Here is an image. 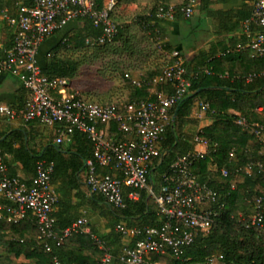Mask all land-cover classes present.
I'll list each match as a JSON object with an SVG mask.
<instances>
[{
	"label": "trees",
	"instance_id": "trees-1",
	"mask_svg": "<svg viewBox=\"0 0 264 264\" xmlns=\"http://www.w3.org/2000/svg\"><path fill=\"white\" fill-rule=\"evenodd\" d=\"M23 1L24 4L31 5V0H0V11L7 7L9 13L6 15L18 18L19 7ZM227 2L228 0H202L197 21L201 24V15L211 18L219 34L239 30L251 16L253 7L245 3L233 10L214 8L218 4ZM181 3L182 1L179 4ZM161 5L170 4H157L150 13L142 15L137 22L143 31L150 34L151 37L148 39L157 42L158 39H162L161 36L165 39L169 38L161 49L155 48L153 51L158 62L148 69L144 80L148 82L160 75L167 67V56L178 50L184 57V65L188 71V78L192 80V87L189 95L171 110L173 118L161 144L162 154L151 167V183L158 192L163 175L170 171L171 165L179 157L194 148L195 137L201 135L210 142V154L205 159L194 163L192 170L200 182H208L212 188L219 191V202L223 205V209L210 231L200 233L195 243L185 250L180 259L172 255H154L153 260L166 264H207L208 257L214 256L216 264H264V229L247 228L243 222V218H248L256 212L257 198L264 191V170L256 167L250 174L243 173L239 177H236L234 172L236 165L264 163V141L236 123L237 119L245 118L250 124L264 125V58L254 56L249 48L237 54H226L218 58L216 55L219 52H225L226 49L220 51L216 44H211L208 50L199 49L187 58L183 47L187 38L178 37L184 28L193 25L192 18L186 19L182 15H177L174 21L159 19L156 12ZM77 21H84V23L80 28L67 33L48 53L44 54V59H40L38 53V62L44 73L51 79L73 80L77 75L78 62L64 63L60 57L62 51L81 52L98 47H116L121 44L119 41L125 31L124 26L117 21L118 35L112 42L105 44L97 42L87 44L88 38H96L100 35L101 29L96 28L90 19ZM171 27H175L177 32H170ZM194 27L191 30H196L199 26ZM252 30L255 32L261 29L253 27ZM12 37L14 39V35ZM244 38L241 42L248 44L250 39ZM173 40L176 42L173 43ZM238 41L235 40L232 44ZM12 46L13 43L6 49ZM206 68L211 70L210 74L204 71ZM9 77L11 76H0V82ZM249 78L251 80H248ZM126 81L133 87L127 102L152 98L153 91L148 86L135 87L130 79L126 78ZM22 88L28 93L23 85ZM162 89L171 91L168 86L156 87L158 91ZM2 102L21 110L25 107L27 99L18 98L16 95L0 94V103ZM199 103L210 106L207 116L211 117L212 123L203 129H199V122L193 117ZM259 108L261 110H258ZM28 137H30L29 132L23 129L2 130L0 131V148L5 154L12 156L11 162L6 158L9 175L13 177L18 175L15 166L20 163L26 175L23 179L28 185L36 175V166L40 160L54 164L52 183L58 194L57 210L54 212L57 220L56 235H61L62 231L78 220L85 211L92 232L113 246V253L117 258L127 244V239L117 230L119 225L142 231L148 227L162 225L154 198L150 197L147 191H142L140 198L135 201L128 197L135 190L124 187L125 207L122 208L108 204L104 196L91 193L88 187V193L84 191L87 185L82 175L86 172L87 160L93 157V144L85 134L75 132L72 134L71 141L62 145H57L52 136L48 145L40 151L29 145ZM231 153L234 154V158H231ZM223 168L229 169L232 174L224 177ZM98 171L105 175L118 174L122 177L118 171L110 167H99ZM233 185H235L234 189H232ZM75 191L76 194H74ZM75 199H78L77 202ZM1 202L10 204L5 199ZM100 223H102L101 227ZM102 229L107 232L101 233ZM39 234L32 215L22 223L1 219L0 264H55V259L62 264H100L101 252L89 235H74L65 239L60 245L57 240L49 239L47 243L51 245L52 251L46 252L43 244L38 245ZM143 238L144 234L136 239L133 238L128 245L133 247L136 240ZM20 258L25 261L17 262L16 259Z\"/></svg>",
	"mask_w": 264,
	"mask_h": 264
},
{
	"label": "built area",
	"instance_id": "built-area-1",
	"mask_svg": "<svg viewBox=\"0 0 264 264\" xmlns=\"http://www.w3.org/2000/svg\"><path fill=\"white\" fill-rule=\"evenodd\" d=\"M201 5L202 0L161 5L156 16L169 21H174L177 15L189 19ZM118 8L119 0H31V5L21 2L18 18L5 15L15 33L13 46L0 50V76L17 79L27 90L28 99L21 110L0 104V115L8 122L39 123L52 132L57 145L71 141L75 132L85 134L93 144V157L87 160L85 172L89 191L101 194L108 204L117 208L125 207L124 187L135 190L128 196L135 201L142 191H147L154 198L162 225L144 231L119 225L117 230L127 239V244L117 258L113 246L92 232L86 215L56 235L54 212L58 194L52 183L54 164L40 160L36 175L28 185L20 175H9L7 155L1 148L0 196L10 204L0 203V219L22 223L32 215L40 232L38 245L43 244L46 252L52 251L47 243L49 239L57 240L60 245L74 235L86 234L101 252L100 264H166L153 260V256L172 255L180 259L200 233L210 231L223 209L219 191L208 182H200L192 170L194 163L210 154V142L201 135L195 137L194 148L179 157L163 175L158 192L151 183V167L162 154L161 144L173 118L171 110L189 95L192 87L184 57L178 50L171 52L170 64L148 82L126 74L135 87L148 86L153 91L151 99L107 104L86 99L73 88V80L69 78L51 79L38 62L43 42L73 21L90 19L101 29L99 36L88 38L87 44L112 42L119 33V24L114 19ZM253 27L261 30L253 32ZM243 29L250 41L238 49L249 48L254 56L264 58V0H254L251 16ZM204 71L210 74L209 70ZM159 86H168L171 91H158ZM200 107L206 113L210 108L209 104H200ZM236 123L264 141V125L250 124L245 118L237 119ZM112 127L117 129L120 138L110 134ZM99 167H110L122 177L102 174ZM256 167L264 170V163L236 165L235 176L250 174ZM231 174L229 169H222L224 177ZM243 222L247 228L264 229V191L257 198L255 214L243 218ZM142 234L144 238L136 240L133 247L128 245L131 239ZM54 262L62 264L57 259ZM207 264H216V258L209 256Z\"/></svg>",
	"mask_w": 264,
	"mask_h": 264
},
{
	"label": "rangeland",
	"instance_id": "rangeland-1",
	"mask_svg": "<svg viewBox=\"0 0 264 264\" xmlns=\"http://www.w3.org/2000/svg\"><path fill=\"white\" fill-rule=\"evenodd\" d=\"M180 2L181 0H120V6L114 15L115 21L124 26L125 31L122 39L120 38V46L98 47L81 52L62 51L60 57L64 63L78 62L73 88L86 99L94 102H127L133 92V87L127 83L125 74H130L134 79L144 80L148 69L158 62L153 51L155 48L161 49L164 43L169 40L163 36L157 42L148 39L151 37L150 34L143 31L137 22L142 15L150 13L153 7L159 3L179 4ZM198 17L197 11L192 17L193 25L184 28L178 38L182 39L184 36L187 39L190 38L194 32L191 28L196 25L201 26V38L199 35H196L195 38H208L204 33L203 20L200 24L197 21ZM169 31L177 32L174 27L169 28ZM187 39L186 42L184 41L186 45L190 43ZM175 40L173 43L176 42ZM51 42L53 43V41ZM167 58L168 66L170 64L169 55ZM194 116V119H197L196 114ZM101 225L102 223H100ZM16 261L23 262L25 260L20 258Z\"/></svg>",
	"mask_w": 264,
	"mask_h": 264
},
{
	"label": "crops",
	"instance_id": "crops-1",
	"mask_svg": "<svg viewBox=\"0 0 264 264\" xmlns=\"http://www.w3.org/2000/svg\"><path fill=\"white\" fill-rule=\"evenodd\" d=\"M183 1V0H181ZM245 3L250 4L253 7L254 0H228L227 3L224 4H218L214 8L216 9H222V10H233L235 8L243 6ZM253 10V9H252ZM6 13H9L8 8L4 7L0 11V49H6L13 43V37L14 35V27H12L8 20L5 18ZM203 16V17H202ZM201 18L203 20V23L205 25L204 33L207 36V39H196V35H199L201 38V26L196 28V30H193L192 36L187 39L188 42H190L188 45L183 43L184 47V54L187 58L191 57V55H194L196 52L201 50H208L211 46V44H216L220 51L226 49L225 52H219L216 57L220 58L223 54H237L245 49H238L239 45H246L243 44L241 41L242 39H249L247 35L244 32L243 26L239 30L231 33H222L219 34L216 29L215 22L211 18H207L206 16L202 15ZM210 22V23H208ZM84 21H73L69 23L63 30H61L58 34L52 36L49 38L42 46L39 51V58L44 59L45 53H48V51L53 48L61 39L64 38V36L67 33H71L72 31L80 28L83 25ZM209 24V25H208ZM210 26V27H209ZM175 28V27H174ZM244 36V37H243ZM192 39V40H190ZM239 40L236 44H232L233 41ZM53 41V43L51 42ZM52 43V44H50ZM248 43V42H247ZM199 44V45H198ZM43 49V50H42ZM207 70L211 71L209 68H206ZM0 94H9V95H16L18 98H24L28 99V93H26L23 88L22 84L15 78L9 77L5 80L0 82ZM0 104H6L5 102H2ZM204 104V103H201ZM199 108V109H198ZM198 109V110H197ZM260 109V108H259ZM196 112V113H195ZM197 117V121L199 122V129H202L204 127H207L212 123L211 117L207 116L206 112H203L200 107V103L195 108L193 117L195 118V115ZM199 118V120H198ZM23 129L29 132L30 137L29 139V145L37 150H42L52 139V132L43 126L37 124V122L27 123L22 120L14 121V122H8L0 115V131L6 130V129ZM117 129L115 127H112L110 129V134H112L117 139L120 138V136L117 133ZM7 155V154H6ZM6 158L11 162L12 156L7 155ZM16 169L18 172V175L25 178V174L22 170V166L20 163L16 164ZM85 179V174L82 175ZM54 186V185H53ZM55 188V186H54ZM56 189V188H55ZM84 191L88 193L87 186L84 187ZM76 194V191L75 193ZM3 198L0 196V203ZM78 199H75L77 202ZM57 210V207H55V211ZM86 215V212L83 211L81 216ZM80 216V217H81ZM1 220V219H0ZM93 220V218H92ZM95 220V219H94ZM101 227V226H100ZM107 232L105 229H102L101 233Z\"/></svg>",
	"mask_w": 264,
	"mask_h": 264
}]
</instances>
